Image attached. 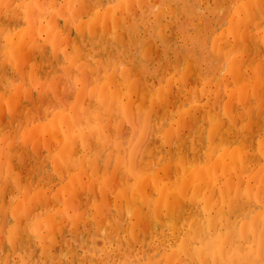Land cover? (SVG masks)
Segmentation results:
<instances>
[{
  "label": "bare ground",
  "instance_id": "6f19581e",
  "mask_svg": "<svg viewBox=\"0 0 264 264\" xmlns=\"http://www.w3.org/2000/svg\"><path fill=\"white\" fill-rule=\"evenodd\" d=\"M237 1L24 0L9 10H17L9 18L13 28L21 18L27 25L8 35V20L0 21V114L5 118L0 121L5 169L0 175V183L5 181L0 186V264H264V88L250 82L237 89L238 78L227 92L229 76L235 80L245 62L254 72L264 71V0H240L235 8ZM9 2L4 0L6 9ZM27 55L31 74L16 87L24 73L13 71L9 79L5 68L15 69ZM79 61L83 69L92 63L87 75L92 84L99 82L102 70L108 73L104 90L114 92L113 102L96 101L101 81L91 91H72L73 97L66 90L71 94L67 101L73 98L71 108H62L48 124L25 128L20 136V120L32 124L40 118L33 112L40 99L31 91L50 92L47 81L69 73ZM65 85L74 89L75 84ZM121 91L127 99L135 95V106H141L130 112L135 118L130 113L128 118L144 129L127 147L126 133L111 138L117 129L111 123L97 130L89 125L100 115L109 122L108 115L119 110L121 116L120 110L131 108L129 100L115 105ZM6 92L9 101L4 105ZM242 99L250 100L249 109ZM62 101L66 105L71 100ZM55 106L48 108L50 114ZM45 132L51 146L40 155L30 144L33 136ZM52 139L62 141L55 145ZM119 144L126 149L115 155L117 182H108L114 191L105 193L106 203L97 215L85 219L82 210L79 219L82 237L88 226L97 227L103 247L91 243L83 251L72 239L77 227H71L68 217L85 193L79 173L71 177L79 165H89L87 150L82 153L79 146H93L103 157ZM244 176L248 182L243 189L236 178ZM52 179L62 183L60 195L69 200L55 211L43 190ZM11 206L16 207L8 220Z\"/></svg>",
  "mask_w": 264,
  "mask_h": 264
},
{
  "label": "rangeland",
  "instance_id": "374dc122",
  "mask_svg": "<svg viewBox=\"0 0 264 264\" xmlns=\"http://www.w3.org/2000/svg\"><path fill=\"white\" fill-rule=\"evenodd\" d=\"M22 1H24V0H10V2H9V8L8 9H6L5 7H4V0H0V11H1V13H0V21L2 20V18H5L6 20H8L7 21V25L9 26V24H10V32H12V33H10L9 31L7 32V34L8 35H15L18 31H20V30H22V29H24L25 27H26V25H27V23H26V21L23 19V18H21L22 19V21H21V19H20V21L18 20V21H16L15 22V26H16V28H13L14 26H12V24H11V22L9 23V18L11 17V16H16V12H17V10H16V12H15V14H11V13H9V10L10 9H16V7L22 2ZM31 1H35V0H31ZM245 2L246 1H248V0H244ZM30 2V1H29ZM17 3V4H16ZM237 3V4H236ZM234 2L233 4H235V5H233V7H235V8H239L240 7V5H241V2H240V0H238L237 2ZM14 4V5H13ZM2 9V10H1ZM3 12H5V14L3 13ZM7 12V13H6ZM2 15H4V16H2ZM22 22V23H21ZM24 22V23H23ZM35 23H36V26L38 25V20H36L35 21ZM22 24H23V26H22ZM11 29L12 30H14V31H11ZM260 29V27L258 28V31H260L259 30ZM1 40V39H0ZM232 57V58H231ZM230 57V60L231 61H233V55ZM29 56L27 55L26 56V59H25V61H23V62H21V64L19 63V66L18 67H16L15 69H11L10 68V66L11 65H8V66H6V77L7 78H12L11 76L13 75V71H21L22 72V76H23V73H24V76H23V81L22 80H18V82L17 83H15L16 85V87H18V86H20L21 84H23V82L24 83H26L27 82V80H28V75L29 74H31V70H32V68H33V65H32V62L31 61H29ZM28 59V60H27ZM29 63H28V62ZM24 62H27V64L28 65H25L26 66V68L24 67ZM21 65V66H20ZM81 65V66H80ZM82 65H83V61H79V62H76L75 64H73L67 71H70L69 73H67V74H65L64 75V73H58L57 75H56V77H58V79L57 80H55V81H47V85L50 87V92H48V93H45V94H42V93H38L37 92V90H33V91H31V96L33 97V98H37L38 100H39V103H36V104H34V108H36V111H35V109L33 110V112L34 113H36V115L38 116V118L39 119H37L34 123H32L31 124V122L30 121H27V123H26V120H25V118H23L22 120H20V122L23 124V125H21L22 127H21V131H19L20 132V136H22L23 134H25L26 133V130H25V128L26 129H33V128H35L36 126H38V125H40V124H48V121L49 120H51L59 111H61V109L63 108V109H65V110H69L70 108H71V103H72V100H73V96H75L80 90H82V89H85V90H87V91H91V90H93V89H96V88H98V85H97V83H99L100 81H101V83H99V87H100V90L98 91V93L96 94V96H94V97H96V99L95 98H93V100L95 101H98V104L100 103V102H103V101H106V102H110V103H112L113 102V99H114V92L111 90V89H108L107 90V87H106V90H104V85H105V83H106V81H107V75H108V73H107V75H105V73H104V70H102L101 71V73H100V76L102 77V79H100L101 77H98V80H99V82H93V80H92V82H93V84L90 82V84H92L91 85V87L90 86H88V84H89V82L87 81V75H89V73H90V71H91V69L89 68L91 65H92V63L87 67V69L86 68H82ZM19 67H20V69H19ZM22 68H25V69H23L22 70ZM252 68H253V65H250V63L249 62H245V64H244V66L241 68V71L235 76V80H232V77L231 76H229V73L228 72H226V74H225V76L226 75H228L229 76V79H228V83H230L228 86V90H227V92H229L230 90H233V82L234 81H236L238 78H240L239 80H238V86H237V89L238 88H241V87H243L244 86V83L245 84H247V83H250V82H252V83H256V82H260L262 85H263V88H264V74H262V72L264 73V71H257V72H254V71H252ZM25 70V71H24ZM247 70V71H246ZM48 71V69L46 70V72ZM66 71V72H67ZM87 71H89V72H87ZM12 73V74H11ZM240 73H241V77H240ZM259 73V74H258ZM35 74L37 75V80H39L38 79V76H40V79L42 78L41 77V75H40V73L38 72V71H35ZM263 76H262V75ZM61 75H62V77H61ZM254 75V76H253ZM70 76H73V77H76V79L75 78H71ZM85 76V77H84ZM239 76V77H238ZM252 77H255V78H253V79H251ZM61 78V79H60ZM96 78H97V76H96ZM247 78V79H246ZM59 79H60V81H59ZM69 79H72V80H74V81H72V80H70V81H68ZM246 79V80H245ZM25 80V81H24ZM97 80V81H98ZM241 80V81H240ZM20 81V82H19ZM68 81V82H67ZM243 81H245V82H243ZM254 81V82H253ZM58 82H59V84H58ZM65 82H66V84H69V85H74L73 87H74V89L72 88V87H70V89H68V86H66L65 85ZM71 82V83H70ZM73 82V83H72ZM84 82V83H83ZM87 82H88V84H87ZM64 83V84H63ZM156 83V84H155ZM63 86H62V85ZM78 84V85H77ZM52 85V86H51ZM84 85V86H83ZM155 85V86H154ZM60 86V87H59ZM88 86V87H87ZM153 86L155 87H153V89L155 90V89H157V82H156V80H154V84H153ZM95 87V88H94ZM65 88H67V89H65ZM56 89L59 91V92H57L56 91ZM61 89V90H60ZM65 89V90H64ZM222 91H221V96L223 97H225L226 96V93L224 92V88H220ZM220 89H219V91H220ZM66 90H70L69 92H71V94H72V91H73V93L75 94V95H71L72 97V99L70 98V100H68L67 101V99H69V97H70V95L69 94H67V95H69V97L66 95ZM75 90V91H74ZM105 91V92H104ZM54 92H56V93H54ZM63 92V93H62ZM68 92V91H67ZM102 92L104 93L102 96H101V94H102ZM122 92V91H121ZM32 93H34V95H32ZM64 93H65V95H64ZM106 93V94H105ZM56 94V95H55ZM57 94H58V96H57ZM137 94H140V93H137ZM136 94V95H137ZM3 95V97L5 98L4 100H5V104L4 105H6V102L7 101H9V94L6 92V94L5 93H3L2 94ZM61 95V96H60ZM62 95H64L66 98H64V96L62 97ZM55 96H56V98H55ZM135 96V95H134ZM133 96V97H134ZM60 97V98H59ZM64 98V99H62V98ZM117 97H118V95H116V97H115V101L114 102H116V99H117ZM133 97L131 98V99H127L126 98V94L124 93V92H122V96H121V99L119 100V102L117 103V104H115V105H125L124 103H123V101L124 100H129L130 102H132V105H131V108H133V109H131V108H128V109H123V110H120V111H123L122 112V115L120 116H117L118 114H120L119 113V110H118V113H116V115H108L109 116V118H110V121L109 122H105V117H103V116H105V115H100V117L98 118V117H96V118H94L92 121H90V124L89 125H91V128H90V130L92 129V130H97V129H99L100 127H103V126H105V125H107V124H109V123H111V125H112V127H117V129L114 131V133H113V135L111 136V138L113 137V136H120V135H125V133H126V141H125V139H124V137H123V139H124V142H128V143H125L124 144V146L125 147H127L128 145H129V143H130V140H137V139H139L140 138V136L143 134V132H144V129L142 128V124H139V122L136 120V122H135V120L134 119H130L129 120V116L130 115H132V116H130V118H135L136 116H134L133 115V113L131 114L130 112H134V111H136V107H139V106H141L140 104H136V106H135V98L133 99ZM44 99V101L46 102L45 104L43 103V106H42V108L40 107L42 104L40 103V102H43L42 100ZM46 99V100H45ZM59 99H60V101H61V103H60V101H59ZM108 99V100H107ZM62 100H64V101H66V102H69V104L67 103L66 105L65 104H63V101ZM241 100V99H240ZM60 103H58V102ZM95 101V102H96ZM243 101H245L246 102V104L243 102ZM249 102H250V100H248ZM246 99H242V101H240L241 102V104L243 105V107L245 108V110H247V109H249L250 107H249V105H250V103L248 102ZM52 102V103H51ZM55 102V103H54ZM54 103V104H53ZM52 104H53V106L54 105H57V108H56V106H55V110H53V112H51V114L49 113V111L51 110V109H53V106H52ZM134 104V105H133ZM48 105H50V108H49V106ZM65 105V106H64ZM138 105V106H137ZM36 106V107H35ZM45 106V107H44ZM46 106H48L47 107V109H46ZM59 106V107H58ZM68 106V107H67ZM248 106V107H247ZM52 107V108H51ZM3 108V107H2ZM1 108V112L4 110V109H2ZM48 108H49V111H48ZM111 108H115V107H111ZM148 108V107H147ZM37 109H39L38 111H37ZM109 111V110H108ZM5 112V110L2 112V113H4ZM39 113V114H38ZM128 113H130V115L128 114ZM48 114H49V117H48ZM106 114H108V112L106 113ZM1 115V114H0ZM41 115V116H40ZM128 115V116H127ZM136 115V114H135ZM45 116H47V117H44ZM107 116V115H106ZM113 116V117H112ZM1 117H3L2 115L0 116V118ZM41 118H43V119H41ZM176 116L174 117V119L172 118V120L174 121V120H176ZM117 119V120H116ZM2 120H5V118H1V120L0 121H2ZM134 120V121H133ZM103 121V122H102ZM131 121V122H130ZM30 122V124L31 125H29L28 123ZM117 122V123H116ZM138 122V124H137V127H138V125H140V127H138L140 130H138V128L136 127V123ZM131 123V124H130ZM133 123H134V125L135 126H133ZM146 123H147V120H146ZM123 126H122V125ZM93 125V126H92ZM114 125V126H113ZM124 125H125V127H124ZM121 126V127H120ZM124 127V128H123ZM134 128V129H133ZM123 129H126V130H123ZM128 129V130H127ZM90 130H84V132H88V131H90ZM122 130H123V132H122ZM134 130H136V132H134ZM138 130V131H137ZM16 131V130H15ZM14 131V132H15ZM125 131H130L128 134H127V132H125ZM133 132H134V134H133ZM137 132H139V134L137 133ZM122 133V134H121ZM124 133V134H123ZM135 133H137V134H135ZM117 134V135H116ZM133 136H135V137H132V139H131V136L132 135ZM110 136V134L109 133H107V138ZM129 135V136H128ZM140 135V136H139ZM121 136V137H122ZM47 137H48V140H47ZM111 138H109V139H111ZM135 138V139H134ZM21 139H22V137H21ZM20 139V140H21ZM40 139V140H39ZM119 139L120 140H123L122 138H120L119 137ZM2 140V136H0V141ZM120 140H119V142H120ZM37 141H38V143H37ZM48 141V142H47ZM60 141H62V139H58V140H53L52 139V142H54L55 143V145H57L56 143H58V142H60ZM50 140H49V134L47 133V132H45L43 135H41V134H38L36 137H32V141H31V144H30V148H31V150L32 151H34V150H37V151H39L40 152V155H42V154H45L46 153V151H48V148L51 146H49V144H50ZM1 143H2V141L0 142V146H1ZM39 144V145H38ZM40 144H41V148L42 149H39V147H40ZM52 144V143H51ZM111 144V143H110ZM53 146L51 149H53L54 147H56V146ZM35 146V147H34ZM48 146V147H47ZM124 146L123 145H120L119 144V147L117 146V147H111L108 151H106L105 152V155L102 157L101 156V154H102V152H98L95 148H93V146H86V147H83V146H79V149H78V151H81L82 153H85L86 151H84L85 149L87 150V161H88V163H89V165H87V166H85V167H83V166H80L79 165V167H77V168H75L74 170H72L71 172V177H73L74 175H75V173H79V176H80V178H79V180H83V182L86 184V186H85V188L83 189V191L85 192L84 193V195L81 197V199L79 200L78 198H77V201L76 202H74L73 204H72V208L70 209V211L72 210H77L76 212L75 211H71L70 213H68L69 215H68V217H69V219L72 221V225H71V227L73 228V227H77V229L75 230L77 233L75 234V235H73L72 236V239H73V237L75 238V240H76V242H77V244L80 246V247H82L81 249L83 250V251H85V250H88L89 249V244H93L95 247H96V249H101L102 247H103V234L100 232V230L97 228V227H90V226H88L87 228H88V230H87V236H86V238H84V237H82V233L80 232L81 231V222H79L80 220V218H81V216H80V213L82 212V210H83V212H82V214H84V217L83 218H85V219H87L88 218V215L89 214H93V213H95L94 215H97V212L99 211V209H101V208H103L102 207V205L104 204V200L105 199H107L105 196H106V192H108V194L111 192V191H114V189L112 190V188H110V186H109V184H113V183H111L112 181H115V178H114V174H113V172L116 170V165H115V163H114V159H115V155L116 154H119V153H125V149L126 148H124ZM124 151H123V150ZM92 150V151H91ZM42 152V153H41ZM97 155V157H95ZM100 158H103L104 160H105V162L103 163V164H101V163H99V164H97V160L98 161H100ZM1 161H2V156H1V152H0V175H3V173L5 174V169H4V167H3V162L1 163ZM45 161V163H46V167H47V171L49 172V173H51V175H52V171H53V169H52V167H51V165H50V163H49V161L47 160V159H45L44 160ZM260 161H262V159H260ZM111 162H112V164H111ZM259 163V162H258ZM84 165V164H83ZM101 167V168H100ZM49 168V169H48ZM99 168H100V170H99ZM102 169V170H101ZM4 170V171H3ZM88 170V171H87ZM102 171V172H101ZM2 172V173H1ZM86 172H88V175L86 174ZM99 172H100V175H99ZM97 173H98V176H97ZM94 174V175H93ZM88 176V177H87ZM100 176V177H99ZM84 177H87V178H85V180L86 181H88V182H86L83 178ZM113 178H114V180H113ZM53 180V179H52ZM50 180V184L49 185H47V187L45 188V189H43L44 191H45V194L48 196V198L50 199V198H52V201L50 200V203H51V205H52V203H53V209H52V211H55V210H58V209H62V208H64L65 207V204H68L69 205V200H67L65 197H63L62 195H60V192L61 191H59L60 189H61V186H62V183H58L57 181H55V180ZM69 181V179L67 178V179H65V181L63 182V183H65L66 181ZM97 180V181H96ZM239 180V181H238ZM241 180V181H240ZM236 181H238V183H239V185L241 184V187L244 189V188H246V185H247V178L244 176V177H241V179L239 178H236ZM3 182H5V181H2L1 183H0V186L2 185V183ZM108 182H109V184H108ZM115 182H117V178H116V181ZM241 182V183H240ZM94 183V184H93ZM96 183V184H95ZM242 183H243V185H242ZM114 185V184H113ZM92 186H95L96 188H94V187H92ZM264 186V185H263ZM95 190H94V189ZM114 188H115V186H114ZM93 189V190H92ZM105 191V192H103V191ZM109 190V191H108ZM27 192L28 191H24L23 193H21L20 194V196H21V199L27 194ZM16 193H17V195H16ZM15 193V200L17 199V197H18V192H16ZM95 193L97 194V195H95ZM106 193V194H105ZM50 194V195H49ZM59 197H61V201L59 200ZM54 198V199H53ZM63 201V202H62ZM84 201V202H83ZM88 201V202H87ZM86 202H87V204H86ZM75 203H77V204H75ZM79 203L81 204V206L79 205ZM84 203V204H83ZM106 203V202H105ZM98 204V205H97ZM101 204V205H100ZM110 205H113V204H111V203H109ZM74 205H76V206H74ZM99 205H100V208H99ZM83 206H86L85 208L83 207ZM14 207H16V206H11L10 207V209L8 210V213L5 215V217L8 219V220H11V218H10V213H11V211L14 209ZM0 209H1V202H0ZM92 209V210H91ZM86 212V213H85ZM74 213H75V215H74ZM0 214H1V211H0ZM70 214H71V216H70ZM74 215V216H73ZM75 220V221H74ZM78 223H77V222ZM77 225V226H76ZM0 227L1 228H3V225H2V223L0 222ZM2 229H0V241H3V239H4V232H2L1 231ZM95 231V232H94ZM80 232V233H79ZM100 232V233H99ZM3 233V235L1 236V234ZM100 234H102V235H100ZM79 236V237H78ZM81 242V243H80ZM81 244V245H80ZM83 245V246H82ZM262 260H264V257H263V259Z\"/></svg>",
  "mask_w": 264,
  "mask_h": 264
}]
</instances>
